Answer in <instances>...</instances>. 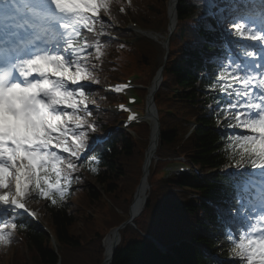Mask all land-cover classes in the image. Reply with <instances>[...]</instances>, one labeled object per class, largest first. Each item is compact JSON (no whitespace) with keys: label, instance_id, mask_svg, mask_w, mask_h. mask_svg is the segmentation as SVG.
Wrapping results in <instances>:
<instances>
[{"label":"trees","instance_id":"1","mask_svg":"<svg viewBox=\"0 0 264 264\" xmlns=\"http://www.w3.org/2000/svg\"><path fill=\"white\" fill-rule=\"evenodd\" d=\"M230 1L221 3L230 5ZM167 2L133 0V7L130 8L125 0H112L109 13L118 23H124L128 16H133L144 25L164 27L167 25ZM156 3L164 12L156 14L152 8ZM120 4L126 5V13L120 11ZM187 11L180 8L181 14ZM229 11L225 16L229 22V32L235 42H240L237 46L242 50L243 39L236 35L233 16H229ZM237 22L244 23L243 20ZM97 31H101L99 25ZM116 31L125 34L107 21L102 35L97 36L95 32L88 31L81 35L90 44L100 42L102 45L103 55L99 59L95 58L94 48L88 50L96 78L104 81L114 79L125 68L140 69L143 63H150L155 71L157 60L154 45L145 41L139 48L134 45L121 46L105 34ZM184 32L195 43V47H183L185 53L180 63L168 64L166 74L186 89L180 100V115H196L203 126L190 140L185 141L180 136V132L186 130L180 116H170L163 111L158 153L160 156L174 155V149L180 148L191 151L194 160L203 168H216L217 171L211 177L197 178L196 186L221 202L228 211L236 212V220L242 221L241 209L239 212L237 210L239 204L234 184L221 170L227 163H235L229 143L230 138L240 132L237 131L239 128L229 127L235 121H227L224 116L218 118L217 105H221L223 99L218 88H213L218 73L223 71L221 65H226L229 49L224 34L211 20L191 22ZM87 83L89 86L85 92L88 95V110L92 113L87 119L95 124L96 131L101 132L117 117L101 104L117 97L107 93L100 85ZM165 91L162 90L158 95L159 101ZM142 133L146 135L147 130ZM92 141L93 132H89L88 144ZM99 153V163H88L64 155L75 160L76 169L72 173L73 179L67 194L57 204L35 196L28 199L31 205L40 206L55 231L63 254L62 264H103L104 233L129 217V206L142 176V154L133 138L124 132L115 134L104 147L99 148ZM92 167L98 171H91ZM149 181L151 187L145 207L135 219L137 227L127 225L121 229L122 241L111 264H233L232 245L225 236L229 228L215 208L188 197L181 190L188 185L180 177L161 180L153 172ZM103 192L121 206L122 212L105 201ZM15 222L18 227L13 231L11 241L0 245V264H56L57 256L51 247L50 238L36 222L26 216H20ZM145 234H151L165 248L159 247ZM197 243L205 245L220 260L202 252Z\"/></svg>","mask_w":264,"mask_h":264},{"label":"snow or ice","instance_id":"2","mask_svg":"<svg viewBox=\"0 0 264 264\" xmlns=\"http://www.w3.org/2000/svg\"><path fill=\"white\" fill-rule=\"evenodd\" d=\"M18 2L0 0L6 8ZM24 3L33 17L28 22L32 36L5 51L0 63V245L11 241L20 210L34 215L26 208V200L35 196L55 205L64 199L76 163L62 153L79 159L89 146V132L97 130L87 119L92 113L85 88L87 82H99L88 50L94 48L99 59L102 45L81 38V30L102 35L107 21L101 12H111L112 0ZM243 19L232 20L236 35L264 42V11L259 31L237 22ZM98 22L101 31H97ZM244 55L254 57L256 53L245 51ZM221 67L213 88L229 101L217 107L225 120L235 121L229 127L244 130L230 138L235 168L244 170L233 175L248 177L242 187L234 185L240 201L237 210L246 209L244 220L225 236L232 245L233 264H264V205L255 210L242 194L250 186L264 193V171L257 176L246 170V166L264 170V64L232 60Z\"/></svg>","mask_w":264,"mask_h":264},{"label":"bare ground","instance_id":"3","mask_svg":"<svg viewBox=\"0 0 264 264\" xmlns=\"http://www.w3.org/2000/svg\"><path fill=\"white\" fill-rule=\"evenodd\" d=\"M177 4H178V0H171V2H170V12H171V16H172V25H174V23L176 21V6H177ZM153 37L156 40L160 41L159 36L157 34H153ZM160 80L161 79L158 77L155 80L154 84L152 85L150 97L152 96V93L155 90V88L157 86H159ZM152 118H154V116ZM158 136H159V134H158L157 124L155 123L153 125V133L151 136V143H150V146H149V149L147 152V157H148L149 161L155 155L157 145H158L157 144ZM147 175H148V172L146 171L145 177H144L141 185L138 188L136 198H135V201L133 203V207L131 209L133 216L138 215L140 213V211L143 208V205L146 202V196H147L146 195V189H147V184H148ZM119 240H120V238H119L117 229L116 230L114 229L112 232H110L105 237V242H104L105 243V263L104 264H110L115 245L119 242Z\"/></svg>","mask_w":264,"mask_h":264},{"label":"rangeland","instance_id":"4","mask_svg":"<svg viewBox=\"0 0 264 264\" xmlns=\"http://www.w3.org/2000/svg\"><path fill=\"white\" fill-rule=\"evenodd\" d=\"M105 14V12H101V16H103ZM158 46H159V48H160V60H164V50H163V48L161 47V45L159 44V43H156ZM98 83H96V82H91V83H93V84H102V85H104L105 84V82H103V81H100L99 79H98ZM70 87H72L71 85H70ZM34 210L36 211V213H38L40 216H42L43 217V215H42V210L39 208V206H36V207H34ZM44 219H45V217H43Z\"/></svg>","mask_w":264,"mask_h":264},{"label":"water","instance_id":"5","mask_svg":"<svg viewBox=\"0 0 264 264\" xmlns=\"http://www.w3.org/2000/svg\"><path fill=\"white\" fill-rule=\"evenodd\" d=\"M132 219V218H131ZM131 219H130V221H131Z\"/></svg>","mask_w":264,"mask_h":264}]
</instances>
